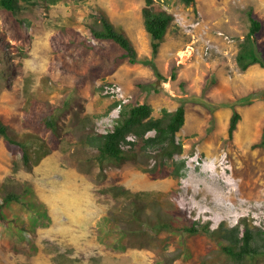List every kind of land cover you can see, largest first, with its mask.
Returning <instances> with one entry per match:
<instances>
[{
    "label": "rangeland",
    "instance_id": "374dc122",
    "mask_svg": "<svg viewBox=\"0 0 264 264\" xmlns=\"http://www.w3.org/2000/svg\"><path fill=\"white\" fill-rule=\"evenodd\" d=\"M19 4L16 10L0 6V120L19 134L38 133L50 151L27 169L20 150L0 134V190L11 180L34 183L50 218L22 236L0 224V264H264L251 258L237 262L201 236L189 241L188 255L178 256L183 249L179 238L147 233V228L117 237V248L109 243L113 235L98 234L108 223L117 229L129 223L126 212L134 207V195L146 200L150 211L159 206L178 224L209 221L217 227L245 219L264 228V200L253 195L244 203L222 201L203 190L205 180L216 184L204 171L212 146L218 148L214 158L221 173L230 175L232 161L243 172L248 159L257 167L253 178L264 175V147L255 146L264 129V66L243 70L236 60L250 9L262 22L257 46L264 56V0H155L175 16L156 57L161 75L150 65L128 60L113 69L119 46L94 38L90 29L103 8L126 30L141 57L151 55L145 0ZM65 28L101 44L108 56L64 42ZM114 83L123 89L121 100L105 92ZM182 101L186 119L177 140L183 152L160 163L157 172L147 170L156 160L141 154L140 143L137 160L107 164L104 170L96 163L90 137L113 126L120 102H148L158 117ZM234 108L241 119L230 136ZM49 119L56 122L54 128ZM10 209L28 215L19 205Z\"/></svg>",
    "mask_w": 264,
    "mask_h": 264
},
{
    "label": "trees",
    "instance_id": "16d2710c",
    "mask_svg": "<svg viewBox=\"0 0 264 264\" xmlns=\"http://www.w3.org/2000/svg\"><path fill=\"white\" fill-rule=\"evenodd\" d=\"M143 7L144 26L151 39V55L141 57L131 37L126 30L117 26L110 15L100 8V16L90 24L91 33L98 40L111 41L120 48L114 59L113 69L125 60L131 63H144L150 65L159 74L156 57L166 39V35L175 19L169 10L157 7L155 0H145ZM186 4H194L196 0H183ZM0 6L9 10L20 7L19 0H0ZM250 25L236 55L239 67L248 69L254 64L264 66V56L258 49V35L262 29V22L253 13L248 11ZM67 34V35H66ZM64 42L68 44H80L94 49L100 54L108 56V52L101 44L91 41L88 37L78 33L74 29H64ZM176 76V72H173ZM186 119L185 101H182L176 109H165L161 116L153 115V107L148 102L131 105H123L119 116L111 128L104 133H98L92 137L96 163L104 170L107 164L119 165L126 160H137L139 153L147 158H155L156 164L147 168L148 171L157 172L158 165L166 159L173 158L176 154L183 152V145L177 140V132L182 128ZM241 113L234 108L229 123V135L233 136ZM47 123L55 127L56 122L49 119ZM153 135H148L150 131ZM0 134L4 137L10 147L20 150L21 161L25 168L32 169L41 157L49 153L50 147L38 133L27 131L23 134L16 132L10 125L0 120ZM140 143L141 152L135 149ZM86 144V143H84ZM127 146V147H126ZM152 147L148 151L147 147ZM255 146L264 147V129L261 140ZM133 209L126 212L129 223L117 229L115 225L101 226L98 234L101 237L110 238V246L117 248V237L125 234L135 233L136 230L147 228L150 231L165 237H177L181 240L183 249L178 253L188 255L191 251L189 241L196 237H205L209 243L219 252L226 254L237 262L251 259L264 260V228L245 219L234 225L221 223L217 227H211L210 222L199 223L197 221L178 224L174 218L163 212L157 206L149 210L148 202L142 200L138 195L132 198ZM19 205L28 215L23 216L21 212H13L10 207ZM149 207V208H148ZM146 210H149L146 213ZM49 213L45 205L39 200L35 185L32 182L11 180L5 182L0 190V224L10 228L18 236H22L24 230L36 229L37 225L48 224ZM123 220H127L124 218ZM116 228V229H115ZM131 231V232H130ZM122 241V240H121ZM120 241V242H121Z\"/></svg>",
    "mask_w": 264,
    "mask_h": 264
},
{
    "label": "bare ground",
    "instance_id": "6f19581e",
    "mask_svg": "<svg viewBox=\"0 0 264 264\" xmlns=\"http://www.w3.org/2000/svg\"><path fill=\"white\" fill-rule=\"evenodd\" d=\"M217 152L218 148L212 146L207 151L208 157L212 159H210L209 163L204 165V171H207L209 173L210 180L214 181L216 184L214 185L213 183V187H211L212 185L210 186L207 180H205L206 182L203 190L206 193H212L216 195L217 199H221L222 201L231 200L235 202L238 199L242 203H244V199L246 197H252L253 195L257 199L264 200V175L262 178H253L256 171L255 168H257L256 165H253L247 159L245 161L246 163L243 172H239L232 161V164L230 166L232 172L227 176L221 173L218 170V166H216L218 158H214V156L217 154ZM188 182L186 183L189 184ZM219 184L227 188V190L225 191L224 189H222ZM216 188H221L222 190H217ZM248 189L250 190L249 192ZM223 207L226 209L229 208L226 205H223Z\"/></svg>",
    "mask_w": 264,
    "mask_h": 264
},
{
    "label": "built area",
    "instance_id": "2783aa9c",
    "mask_svg": "<svg viewBox=\"0 0 264 264\" xmlns=\"http://www.w3.org/2000/svg\"><path fill=\"white\" fill-rule=\"evenodd\" d=\"M105 92L106 93H112L113 95H117L118 98L121 100L120 96L123 97V89L120 85H117V84H108L105 86ZM123 106V103L120 102L118 104V107H117V110H121Z\"/></svg>",
    "mask_w": 264,
    "mask_h": 264
},
{
    "label": "clouds",
    "instance_id": "9594fccd",
    "mask_svg": "<svg viewBox=\"0 0 264 264\" xmlns=\"http://www.w3.org/2000/svg\"><path fill=\"white\" fill-rule=\"evenodd\" d=\"M119 116V115H118Z\"/></svg>",
    "mask_w": 264,
    "mask_h": 264
}]
</instances>
